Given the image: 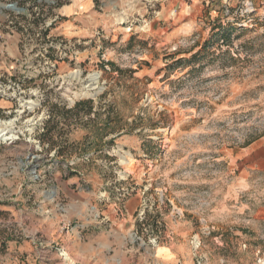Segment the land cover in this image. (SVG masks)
<instances>
[{"label": "rangeland", "instance_id": "374dc122", "mask_svg": "<svg viewBox=\"0 0 264 264\" xmlns=\"http://www.w3.org/2000/svg\"><path fill=\"white\" fill-rule=\"evenodd\" d=\"M124 3L95 0L110 24L65 34L84 29L72 0H0V264L70 263L33 232L43 190L70 182L118 218L137 195L135 238L185 236L187 264H264L263 159L244 157L264 148V0Z\"/></svg>", "mask_w": 264, "mask_h": 264}, {"label": "crops", "instance_id": "0c3cea01", "mask_svg": "<svg viewBox=\"0 0 264 264\" xmlns=\"http://www.w3.org/2000/svg\"><path fill=\"white\" fill-rule=\"evenodd\" d=\"M129 1L139 0H99L104 5ZM98 7L95 0H72L66 13L74 17L73 22L83 23L84 29H77L78 25L67 22L63 25V33L90 34L97 25L107 27L110 22L98 13ZM244 157L250 169H259L260 157L264 165V148L247 151ZM71 185H79V182H70L63 190H43L42 206L39 202L43 218L33 224L34 233L45 236L49 242H58L67 250L70 263L61 262L54 255L43 264H187L185 236L159 245L135 238L132 219L140 207L137 195L128 200L125 217L118 218L110 200L102 199L103 192L107 191L84 189L81 185L69 188ZM63 222L72 223L67 232L63 231ZM31 242H25L23 247L29 258L36 254Z\"/></svg>", "mask_w": 264, "mask_h": 264}, {"label": "trees", "instance_id": "16d2710c", "mask_svg": "<svg viewBox=\"0 0 264 264\" xmlns=\"http://www.w3.org/2000/svg\"><path fill=\"white\" fill-rule=\"evenodd\" d=\"M218 28H215L214 31H217ZM236 29L233 27H224L222 29H219L217 32H214L210 38L209 41H207L205 48L203 52L207 51L210 46H212V43H222L223 45H229L230 44V38L231 34L234 33ZM201 53H198L192 57L191 60H196ZM189 60V61H191ZM90 104V113L93 112L94 107L92 106V103ZM82 104H79L77 107H80Z\"/></svg>", "mask_w": 264, "mask_h": 264}, {"label": "bare ground", "instance_id": "6f19581e", "mask_svg": "<svg viewBox=\"0 0 264 264\" xmlns=\"http://www.w3.org/2000/svg\"><path fill=\"white\" fill-rule=\"evenodd\" d=\"M97 80H98V76H92V79H91V81L95 84L96 82H97ZM5 124V123H4ZM6 124H8V123H6ZM2 130H4V129H2ZM1 131V130H0ZM3 132V131H2ZM4 134V133H3ZM4 136H8L7 134H5ZM7 140V139H6Z\"/></svg>", "mask_w": 264, "mask_h": 264}, {"label": "built area", "instance_id": "2783aa9c", "mask_svg": "<svg viewBox=\"0 0 264 264\" xmlns=\"http://www.w3.org/2000/svg\"><path fill=\"white\" fill-rule=\"evenodd\" d=\"M14 5H16V4L13 3V4H11L9 7L12 8V7H14ZM10 8H9V9H10ZM44 23H45V22H44ZM45 24H46V23H45ZM21 25H23V24L21 23ZM122 198L125 199V198H126V195H123ZM123 201H124V200H123ZM153 242H155V240H154Z\"/></svg>", "mask_w": 264, "mask_h": 264}, {"label": "water", "instance_id": "95a60500", "mask_svg": "<svg viewBox=\"0 0 264 264\" xmlns=\"http://www.w3.org/2000/svg\"><path fill=\"white\" fill-rule=\"evenodd\" d=\"M7 8L9 9L10 7L8 6Z\"/></svg>", "mask_w": 264, "mask_h": 264}]
</instances>
